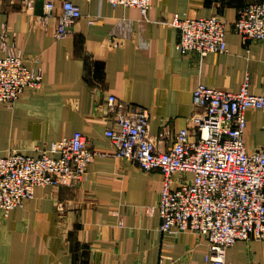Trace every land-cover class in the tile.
Returning <instances> with one entry per match:
<instances>
[{"label": "crops", "instance_id": "0c3cea01", "mask_svg": "<svg viewBox=\"0 0 264 264\" xmlns=\"http://www.w3.org/2000/svg\"><path fill=\"white\" fill-rule=\"evenodd\" d=\"M44 1L0 0V58L18 52L42 76L38 91L0 103V155L39 157L76 131L99 153L78 184L36 187L32 199L0 218V264H208L205 238L160 232L162 175L110 153L105 131L114 114L107 102L114 96L117 104L146 109L150 134L166 130L165 139L155 138L160 151L180 129L196 139L192 93L199 84L236 92L247 79L250 92L264 90V39L244 42L231 27L238 10L258 0H150L145 15L105 0H66L82 18L62 39L55 30L63 0H54L49 18ZM211 15L226 24L227 51L179 53L174 16ZM87 18L98 20L89 25ZM245 115L251 153L264 148V111ZM225 264H264V239L236 241Z\"/></svg>", "mask_w": 264, "mask_h": 264}, {"label": "built area", "instance_id": "2783aa9c", "mask_svg": "<svg viewBox=\"0 0 264 264\" xmlns=\"http://www.w3.org/2000/svg\"><path fill=\"white\" fill-rule=\"evenodd\" d=\"M113 7L137 8L147 14L150 0H105ZM32 0H24L29 6ZM44 17L53 16L54 0L44 1ZM62 13L55 30L64 38L68 28L82 18L75 4L63 0ZM97 18H87L89 25ZM171 25L179 30L175 44L181 53L203 57L225 53L224 21L217 16L183 18L174 16ZM232 30L246 42L264 39V0L240 8ZM40 71L29 70L20 53L8 51L0 58V103L11 105L26 90L41 88ZM194 118L189 129H180L165 151L156 140L167 137L166 130L155 138L149 132L146 109L117 104L108 97L107 112L114 114L112 126L105 131L110 153L137 164L145 172L162 175L157 206L161 233L192 232L206 239L208 264H225L226 250L236 241L264 239V148L248 152L244 142L246 111H264V90L249 91L244 80L236 92L199 84L192 93ZM88 140L80 132L52 143L39 157L11 151L0 155V218L32 199L39 186L76 185L93 156Z\"/></svg>", "mask_w": 264, "mask_h": 264}]
</instances>
